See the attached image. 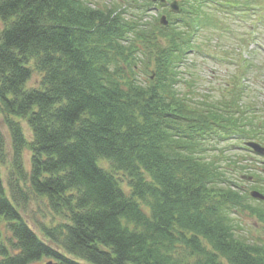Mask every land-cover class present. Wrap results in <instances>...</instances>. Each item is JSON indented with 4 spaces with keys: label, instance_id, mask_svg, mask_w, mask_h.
I'll return each instance as SVG.
<instances>
[{
    "label": "trees",
    "instance_id": "16d2710c",
    "mask_svg": "<svg viewBox=\"0 0 264 264\" xmlns=\"http://www.w3.org/2000/svg\"><path fill=\"white\" fill-rule=\"evenodd\" d=\"M209 2L226 16L264 11V0H181L187 16L148 28L151 0H0V223L9 232L0 227V264H83L72 255L92 264H264V241L241 239L233 217L249 196L227 178L224 151L209 145L264 142L245 129L243 89L208 101L177 88L188 33L221 22L207 16ZM34 71L40 78L27 86ZM241 162L233 164L247 169ZM31 201L61 219L34 221L42 236L22 215ZM254 212L264 222L263 209Z\"/></svg>",
    "mask_w": 264,
    "mask_h": 264
},
{
    "label": "rangeland",
    "instance_id": "374dc122",
    "mask_svg": "<svg viewBox=\"0 0 264 264\" xmlns=\"http://www.w3.org/2000/svg\"><path fill=\"white\" fill-rule=\"evenodd\" d=\"M90 1L92 5L113 6L132 0ZM205 5L207 16H215L221 22L205 24L196 31L191 32L193 34L189 38L192 42L186 47L188 51L185 54L184 62L180 66V82L177 88L182 92L191 89L194 91V94H192L194 99L201 100L204 97L208 100L209 97L208 101L228 96L229 89H243L242 101L246 105H241V108L243 112H248L247 115H249L248 121L246 120V123H244L245 129L254 126V128L259 129L260 137H264V11L259 9V12L251 13L252 15L245 19L243 17L226 16L223 12L215 11L213 3L209 2ZM169 10L168 5H159L158 1H155L148 7L143 21L148 28H151L153 24L156 25L157 18L161 14H165L168 18L170 16L174 21L175 18H184L183 16L188 15L187 12L180 14V11L170 12ZM135 16L137 14L132 15V19ZM177 25L181 27L180 23ZM39 78L38 72L34 71L27 86L36 85ZM252 115L255 119L249 120ZM25 123H22V126L25 133L29 134V127ZM0 129L6 135L1 114ZM243 140L245 139L239 140L233 136L228 141L213 142L209 145H214L210 148L215 154H218L220 149L224 151L225 158L222 157L220 163L226 171L227 178L238 182L241 189L248 193L252 182L250 179H246L245 176L242 177V175L254 173L257 179L254 177L253 180L261 181L262 184L259 182L262 188L261 192L264 193V157L246 149ZM6 151V162L1 167L5 186H7V173L10 170L11 150L9 145ZM237 160H242L241 164L247 169H237L233 164ZM23 161L25 166L29 165L28 149L23 151ZM99 164L109 167L103 159L99 160ZM258 178H262V180ZM247 205L249 208L238 210L233 214L238 225L237 235L247 241H264V222L254 212L262 209L264 211V202L253 201L249 198L247 199ZM22 215L26 217L28 223L39 236L42 235L34 221H47L51 218L57 222L61 220L59 216L53 215L47 206L34 201L27 205L25 211H22ZM0 227L4 236H8L9 232L3 226V222L0 223ZM72 257L83 264H92L76 256L72 255ZM50 261L49 258H42L33 264H49Z\"/></svg>",
    "mask_w": 264,
    "mask_h": 264
},
{
    "label": "water",
    "instance_id": "95a60500",
    "mask_svg": "<svg viewBox=\"0 0 264 264\" xmlns=\"http://www.w3.org/2000/svg\"><path fill=\"white\" fill-rule=\"evenodd\" d=\"M161 2H164L165 0H160ZM170 6L173 10H177L178 9V3L177 1H173L170 3ZM160 23L166 24L167 20L165 15H162L160 17ZM246 145H248L249 147H251L255 152L259 153V154H264V147H262L261 145H259L258 143L255 142H247ZM251 195L254 197H258V198H262L264 199V195H262L261 193H259L258 191H251Z\"/></svg>",
    "mask_w": 264,
    "mask_h": 264
},
{
    "label": "flooded vegetation",
    "instance_id": "af4514ba",
    "mask_svg": "<svg viewBox=\"0 0 264 264\" xmlns=\"http://www.w3.org/2000/svg\"><path fill=\"white\" fill-rule=\"evenodd\" d=\"M250 180H251V182H252V185H256L257 184V181L256 180H253V179H255V178H249Z\"/></svg>",
    "mask_w": 264,
    "mask_h": 264
}]
</instances>
